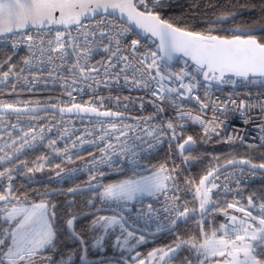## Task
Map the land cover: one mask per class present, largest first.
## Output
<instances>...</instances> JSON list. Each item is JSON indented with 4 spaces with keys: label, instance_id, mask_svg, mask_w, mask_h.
Masks as SVG:
<instances>
[{
    "label": "snow or ice",
    "instance_id": "1",
    "mask_svg": "<svg viewBox=\"0 0 264 264\" xmlns=\"http://www.w3.org/2000/svg\"><path fill=\"white\" fill-rule=\"evenodd\" d=\"M164 3L165 0H153L150 8L146 0H0V37H16L17 39L12 41V49H16L20 43L27 44L30 56L24 58V64L27 67L21 71L33 72L31 83H35L37 79L34 68L39 67L41 72L44 71L40 65L51 64L53 55H60L65 63L69 62L71 56H75V61L70 63L67 70L73 74L79 73V78L85 82L91 79L99 85L101 83V69H103V82L105 84L109 83L111 79L118 78L121 74L124 75V80L128 83V70L134 66L127 55H120L122 50L128 48L127 44H124L123 49L121 48L126 33L132 31L130 27H122L124 17H126L127 21L135 23L145 38L150 36L159 41L157 51H152L150 54L145 53L142 59L137 61L143 68H134L131 83L136 87L142 86L151 90L152 95L161 100L170 99L173 107L177 108V119L183 121L186 118H191L204 127L207 135L209 128L204 119L199 115L192 117L190 113H185L181 106L182 99L177 100L175 97L184 98L187 96L199 100V96L193 97L192 94L195 89L202 86L198 79L200 74L203 76V82L209 87L213 81L220 84L234 83L233 77H242L245 80L255 77L264 78V37L258 38L257 35L253 34L256 31L264 32V25H261L259 29L255 27L231 29L238 34L230 37L214 35L212 29L207 32L186 30L161 18L156 9ZM140 5L143 6V10H141ZM261 11L264 12V7L261 8ZM117 12L120 14V24L108 19L115 17ZM234 15H222L217 22H223L234 17ZM33 31L39 40L31 34ZM73 31H75V35H73ZM53 32L55 33L54 40L48 38L52 36ZM140 43V39L131 40L133 58L136 56ZM101 46L103 52L109 54L107 61L97 62L99 66H90V61L94 54L101 51ZM37 49H39V55H37ZM177 53L188 58L192 62V67L189 68L188 60H185V66L180 69L179 73L170 71L166 73L164 69L170 68L169 62ZM10 60L11 57L5 61L8 64V70L0 72V84L6 83L10 77L19 79L15 67L9 63ZM36 60L39 61L38 65H34ZM114 60L117 62L113 63ZM149 61L151 62L149 63ZM121 64L123 67H120ZM117 68H119V72L116 71ZM144 72H147V78L144 77ZM137 73L140 74V79L136 78ZM185 80L188 82L185 83ZM151 81H157L156 89L151 88ZM25 82L29 83L28 80ZM75 82L74 76L73 83ZM173 84H178V87L170 86ZM13 89H15V84H13ZM68 95L71 96L72 93L69 91ZM17 103L0 100V121L4 119L6 114L10 113L16 114L17 117L31 113L33 118H36L37 113L55 111L57 107L52 105L51 109H47L40 107L39 102L28 101L24 103H36L37 106L20 108ZM232 103L234 104L235 101ZM100 104L102 106V100ZM208 107L209 105L206 103L200 105L201 111ZM217 107L213 104L214 112ZM245 107L244 101H241V115L244 114L243 109ZM221 110L226 111V106ZM261 110L264 111V105L261 106ZM59 111L61 114L74 111L77 114H95L100 123L99 131L103 133L98 138L101 144L105 140H111V135L103 126L105 121L102 118L115 119L116 121L129 118L120 112L99 111L98 107L91 103L87 107L83 104L74 103L70 107H60ZM158 111L163 112L164 109L159 108ZM154 118L147 117L144 122L147 124ZM213 121H215V115ZM16 127V124L12 125L13 129ZM108 128L112 132L119 131L120 136L116 139L120 140L121 137H125L124 142L117 145L105 144L100 149L99 158H93L88 168L89 171L97 169L98 165L116 168L117 171H120L117 167V158H120L121 162L126 160L130 165L138 168L141 159L140 152L145 150L143 145L146 143L147 150L151 151L161 144L166 137L170 144L176 143V147L185 162L190 157L184 154L193 150L192 136H188L181 143V137L176 132L177 124L171 118L166 122L161 121L159 125L146 128L145 134L151 138V141H145L137 136L136 140L140 141L139 144L130 143L127 140V132L118 129L116 123H110ZM123 128L127 129L128 132L134 130L132 125H123ZM20 132L22 135H16L12 143L7 146L10 151L0 156V167L3 163L13 165V162L18 160V154L22 153L25 148H32L36 143H42L46 138L43 128L40 129L39 133L33 127H29L27 131L21 128ZM261 132L264 133V127L261 128ZM229 139L231 140V137ZM21 140H23L22 143H20ZM78 140L81 145L84 144L82 138H78ZM261 140L264 141V135L261 136ZM56 145L57 140H52L49 143V147L59 155L61 150ZM72 147H76L75 142ZM2 151L4 149H0V152ZM41 159L46 160V157ZM227 164L229 166L237 164L250 166V170L253 172L258 169L264 170V163L253 164L248 159L229 160ZM24 166L26 165L20 162L18 165L0 170V189L3 188L2 181L5 178L9 181L8 194L0 193V205H2L0 206V222L3 225L0 226V264H44L45 261L46 264H75L78 252L80 253L78 255L79 264H105L102 258L96 262L90 260L88 258L90 249L103 253L106 251L105 245L108 239L113 236L115 237L113 247L122 250L128 247L132 239H135L137 245L146 242L144 233L136 237L135 232L129 230L126 217V213L131 210L129 206L134 202H139L145 196H165L168 206L164 208V212L168 213L165 220L168 222L169 231L177 227L181 221L187 223L196 213L195 209L190 210L181 205L179 196L169 197L170 191H178V185L176 176L172 175L176 170L174 168L169 169L166 165H160L158 169L151 170V174L147 176H136L134 171L133 177L106 184H93L92 181L97 179V176L93 175L90 177L86 189L68 188L67 194L74 195L78 192L91 191L93 195L87 201L86 206L90 209H96V201L99 200L101 205L106 206V209L112 211L113 214L98 215L100 211L105 210L104 208L86 213V216H92L93 219L85 232V230L77 231L76 221L78 217L73 214L72 210H69L65 214L67 219L62 225L63 234L69 241L76 244L77 248L62 251L57 244L61 233L53 223L56 217V206L52 205V211L49 212L47 201L42 200L40 203L28 204L26 201H21L19 197L12 195L14 178L11 173L19 171L20 167ZM58 167L59 165H57ZM39 170L40 168H28L29 173ZM75 171L72 170V172ZM218 171L219 169L208 171L200 178L199 184L195 185V198L199 201L201 218L208 213L209 208L215 211L212 194L213 189H217L218 185L211 183V181L218 178L216 175ZM68 175L71 177V173ZM105 175L106 173L101 171L99 178L103 179ZM187 182L193 183V181ZM236 182L239 183L240 181L237 180ZM227 191L229 190L226 188ZM51 194L45 193L44 195ZM261 199L264 201V197ZM71 203L73 202L69 201V204ZM238 203H228L227 207L243 213L242 218L232 215L229 218V223L221 224L220 228L214 230L210 236L203 230V220H201L202 241H197L195 237L189 239L177 237L178 243L169 246L167 250L154 249L148 253V258L158 256L160 264H170L181 248L186 245L200 258V264H207L208 260L213 258H219L216 264H264V202L259 205L260 214L258 217L248 208L238 207ZM248 205L249 208L255 206L251 196L248 198ZM148 207L147 220L151 221L153 219L152 205L149 204ZM181 208H183L182 211ZM224 214L228 215L226 211ZM140 218L144 219L145 217L141 216ZM164 227L165 224L161 223L157 230L161 231ZM134 247L135 245H133ZM49 252L53 255H45ZM56 256H59V259H56ZM148 258L140 259L137 255L133 259L138 264H149ZM152 264H156V261L153 260ZM188 264H192V261L189 260Z\"/></svg>",
    "mask_w": 264,
    "mask_h": 264
},
{
    "label": "built area",
    "instance_id": "2",
    "mask_svg": "<svg viewBox=\"0 0 264 264\" xmlns=\"http://www.w3.org/2000/svg\"><path fill=\"white\" fill-rule=\"evenodd\" d=\"M166 1V0H165ZM149 7L151 8L153 0H146ZM141 10L143 6L140 5ZM110 21H115L120 24L121 21L109 17ZM122 27H130L125 23ZM131 28V27H130ZM132 29V28H131ZM35 39L39 40V37L35 35L33 31L31 33ZM73 31V35H75ZM55 33H52L51 38L54 40ZM17 39L16 37H0V52H5L8 54L0 64V72L8 70V64L5 61L11 57L10 64L15 67V72L18 74L19 79L16 77H10L6 83L0 84V100L17 103L18 107L32 108L36 107V103H24L28 101L39 102L40 107L56 105L57 107H70L72 104H83L84 106H89L91 103L98 107L99 111H115L123 113L128 119L123 121H116L115 119H104V128L111 135V140H105L103 144L99 143V136L103 135L99 131L100 123L96 119V116L92 115H62L53 111H42L36 114V118H33L31 113L21 115L17 117L16 114L10 113L6 114L4 119L0 121V149L4 151L0 152V156L5 155L6 152L10 151L7 147L15 139L16 135H22L20 129L23 128L27 131L29 127H33L37 133L40 129H44L45 139L42 143H36L32 148H25L22 153L18 154V160L31 152L36 150H42L50 156L56 159H62L67 161L62 169H58L54 174V182L57 185L64 184L65 182H70L83 176L95 175L101 171L111 170L107 166H97V169L89 171L88 168L93 160V158H99L101 155L100 149L107 143H112L113 145L122 144L125 137H121L120 140L116 138L120 136L119 131L112 132L108 128L110 123H116L118 129H122L127 132V140L139 144L140 141L136 140L139 136L145 141H151V138L146 136L145 129L150 128L152 125H159L161 121H167L169 118L173 119L174 123L177 124L176 132L179 135L187 127H196L201 131L205 132L204 127L198 123L194 122L191 118H186L181 121L177 119V108H174L171 100L165 98L161 100L159 97H154L152 91L145 89L142 86L136 87L131 83L132 73L134 68H143L142 65L137 63L138 60L142 59L143 54H150L152 51H157L155 49V43L150 38H142L132 29L131 32L126 33L121 48H124V44L128 45L126 50H122L120 55H127L129 61L134 66L128 70L129 82L126 83L124 80V75L121 74L118 78L111 79L109 83L105 84L103 82V69H101V83L97 85L93 80L89 79L84 81L79 78V73L73 74L67 69L70 63L74 62L76 57L71 56L68 63H65L61 59L60 55H53L52 63L47 64V66L40 65L44 68V71H40L39 67L34 68L35 75L37 79L35 83H31L33 79V72L21 71L27 66L24 64V58L30 56L28 47L26 43L18 44L16 49H12V41ZM140 39L141 43L138 45V50L135 58H133L131 52V40ZM106 42V41H105ZM47 43L45 41V47ZM37 55H39V49L36 50ZM70 51V50H69ZM108 55L103 52L102 46L101 51L98 54H94L91 65H97V62L104 61L108 59ZM13 56H19V60L14 59ZM46 60V58H45ZM117 61H113L116 63ZM151 61H149L150 63ZM170 63V68L164 69V71L179 73L180 69L185 66V63L181 62L179 64ZM39 61H34V65H38ZM123 67V64L120 65ZM119 72V68L116 69ZM76 82L73 83V79ZM144 77L147 78V72H144ZM137 79H140V74L137 73ZM201 81V85L198 89L193 91V97L199 96V100L188 98L185 96L181 98L176 96L175 99H182V108L185 113H190L192 117L201 116L205 124L208 125L209 132L214 130H221L223 133L222 141L229 145H249L264 147V141L261 140V136L264 133L261 132V128L264 127V111L261 110V106L264 105V87L262 88H250L243 87L237 88L229 86L228 83L220 84L215 81L212 82L211 87L203 82L202 77H198ZM28 80L29 83H26ZM188 81L185 80V83ZM13 84H15V89H13ZM167 84V82H166ZM173 87H178V84L170 85ZM151 88H157V81H151ZM72 95L69 96L68 92ZM206 92L208 95L206 96ZM103 101L101 106L100 101ZM232 101H235L233 104ZM244 101L246 107L243 109V115H241L242 110L240 109V102ZM201 103H206L209 107L201 111ZM213 104L218 106L214 112ZM226 106L227 110L222 111ZM163 108V112H159L158 109ZM215 115V121L213 117ZM155 117L149 123H145V118ZM213 122V123H209ZM16 124L15 129L12 125ZM123 125H132L133 131L128 132L127 129L123 128ZM182 126V127H181ZM51 129V131H49ZM171 135V133H169ZM62 137V138H61ZM231 137V140L229 139ZM78 138H82L84 144L81 145ZM52 140H57V145L61 150V153H57L49 147V143ZM23 140L20 141L22 143ZM76 143V147L73 148V143ZM169 141L167 137L159 144L155 149L148 151L147 144L143 145L144 151L140 152V166L135 168L130 165L126 160L120 161L117 158V167H122L132 172H138L145 169V164L147 159L162 149ZM67 149V151H64ZM118 151V149H117ZM71 157V159H69ZM17 160V161H18ZM17 161H14L15 164ZM165 165V164H163ZM11 165L8 163H3L0 170L7 168ZM72 170H76L72 172ZM59 173V175H58ZM71 173V177H69ZM217 175V179L211 181V183H216L218 185L217 189H213V208H209L208 213L214 214L218 211L219 201L218 196L223 195L234 198L238 205H246L248 203V198L253 197V203L255 208H259V205L264 202L262 197H264V173L260 171H251L250 169L242 166H236L229 168ZM240 182L237 183L236 181ZM171 187V186H170ZM226 188L229 190L226 192ZM195 192V190H194ZM8 194V191L5 195ZM93 193L91 194L92 197ZM179 196V203L183 206L189 208V199L182 198L178 191L169 192V197ZM19 197L21 201H34L32 197L27 196H16ZM15 202V201H14ZM171 201L169 200V203ZM149 204L152 205L151 214L153 219L151 221L147 220V214L149 212ZM2 206V205H0ZM97 207L102 206L100 201H96ZM168 206L166 204V198L164 195L159 197H150L147 200H140L139 202H134L129 206L131 209L126 213L128 222L140 228H145L152 231H157L158 225L161 223L165 224L164 228L169 227L168 222L165 218L168 213L164 212V208ZM181 211L183 208L180 209ZM144 216V219L140 217ZM157 216L159 217L157 219ZM59 259V257H58ZM77 260V259H76ZM76 263V261H75Z\"/></svg>",
    "mask_w": 264,
    "mask_h": 264
},
{
    "label": "trees",
    "instance_id": "3",
    "mask_svg": "<svg viewBox=\"0 0 264 264\" xmlns=\"http://www.w3.org/2000/svg\"><path fill=\"white\" fill-rule=\"evenodd\" d=\"M264 7V0H166L156 11L159 12L162 19L174 23L175 25L191 31L207 32L209 29L213 30L212 34L221 36H232L237 34L231 29L236 28H259L264 25V12L261 8ZM235 14L234 17L223 22H217L222 15ZM258 38L264 37V32L258 31L255 33ZM8 56L5 52H0V64L4 58ZM14 59L19 60V56H13ZM179 136L181 140L186 139L188 136L192 138L198 144V147L185 154L190 159L185 162L183 156L179 155L176 150V143H168L162 149L155 154L151 155L145 164V168H159L160 165L166 164L169 169H175L176 172L172 175L177 178L178 192L182 198L189 199L190 206L193 208H199V201L195 199L190 192L195 189V185L199 184L200 178L205 175L208 171L221 166L228 160L234 158H246L255 164L264 163V147L249 146V145H229L222 141L223 133L221 130H212L209 134L201 131L196 127L185 128ZM46 157L45 159H41ZM39 161V163H37ZM23 162L26 166L20 167L19 171H13L12 182V195L14 196H27L32 197L35 202L47 201L49 207L55 204V225L60 231V237L57 241L58 247L62 251L77 248V245L72 241H69L63 234L64 224L67 216L65 215L69 210H72L74 215L82 214L88 211L87 201L91 198L90 193H80L69 195L67 194L68 188H75L78 186L88 185L90 177L83 176L70 182L57 185L54 182V174L58 169H62V166L67 161L62 159H56L43 152L42 150H36L30 154L25 155L15 164L9 166L13 167ZM42 165V167H41ZM57 165L59 167L57 168ZM7 167V168H9ZM28 168H40L39 171L28 172ZM111 170L102 171L106 173L103 179L99 178V173L95 174L97 179L92 183H111L120 179H126L133 173L122 167H118ZM187 181H193L188 183ZM3 188L0 189V193H6L9 181L5 178L2 181ZM57 190L60 192L52 193ZM45 193H52L51 195H44ZM218 196L219 208L214 214H211L210 218L203 220V230L211 235V233L218 229L217 220L221 217L228 215L232 211L227 207L228 203L237 202L234 198L223 195ZM69 201L73 203L69 204ZM92 216L76 222L77 231L87 230L90 224ZM0 226L2 222H0ZM186 231V229L182 230ZM181 231V232H182ZM194 232L186 234L184 238L195 237L197 241H202L201 228L193 229ZM188 233V230L186 231ZM115 243V237L108 239L105 248L106 251L103 253L97 252L95 249H90L88 256L97 257L102 255L117 254L122 255L113 247ZM119 249V248H118ZM75 264H79L78 255ZM45 255H53L49 252ZM59 256L55 258L58 259Z\"/></svg>",
    "mask_w": 264,
    "mask_h": 264
},
{
    "label": "water",
    "instance_id": "4",
    "mask_svg": "<svg viewBox=\"0 0 264 264\" xmlns=\"http://www.w3.org/2000/svg\"><path fill=\"white\" fill-rule=\"evenodd\" d=\"M119 17H120V14H119V12H117L114 18L120 20ZM123 23H125V24L128 25V26H130V27H131V28H132L137 34H139L140 37L145 38V35L141 33V30H140L139 28L136 27V25H135L134 22H129V21H127V18L124 17ZM256 32H257V31H256ZM237 34H238V33H237ZM253 34H254V33H253ZM214 35H215V34H214ZM148 38H150V39H152V40L154 41V43H155V49L157 50V45L159 44L158 39H157V38H154V37H150V36H149ZM185 60H188L189 68H191V67H192V62H191L188 58L183 57V55H182V54H179V53L175 54V56H174V58H173V60H172L171 62L174 63V64H179V63H181V62L185 63ZM199 76L203 78L202 74H200ZM232 79H233L235 82H234V83L229 82V83H228L229 86H233V87H237V88H243V87L262 88V87H264V78L255 77V78H252V79H250V80H245V79L242 78V77H233ZM20 108H23V107H20ZM43 108L51 109L52 106H45V107H43ZM59 108H60V107H56V110L53 111V112H56V113L61 114L60 111H59ZM49 111H51V110H49ZM41 112H42V111H41ZM113 112H115V111H113ZM62 115H92V116H95V114H91V113H89V114H84V113H79V114H77L75 111L72 112V113H67V112H65V113H63ZM193 141H194V143H193V145H192V149L195 150V149L198 147V144L196 143V141H195L194 139H193ZM182 142H183V140L181 141V143H182ZM176 150H177V153H178L179 155H181L180 152H179V150H178L177 148H176ZM193 150H192V151H193ZM187 153H189V152H187ZM187 153H185V154H187ZM185 154H184V155H185ZM241 159H246V158H234V159H231V160L239 161V160H241ZM248 160H249V159H248ZM228 161H229V160H228ZM251 162H252V161H251ZM252 163H253V162H252ZM253 164H255V163H253ZM236 166H241V165L237 164V165H235V166H229V165L227 164V162H225L224 164H222L221 166H218V167L215 168V169H219V171L217 172V174H218V173H220V172H223V171H225V170H227V169H229V168L236 167ZM242 167H246V168L250 169V166H242ZM145 170H147V169H146V168H145V169H142V170L138 171L137 173H141V172H143V171H145ZM257 171H260V172L264 173V170H259V169H258ZM93 184H98V183H93ZM78 187H79V188H82V189H86V188L88 187V185H83V186H78ZM75 188H76V187H75ZM56 192H60V190H57V191L52 192V193H56ZM90 192H91V191H84V192H78V193H76V194H80V193H90ZM91 193H92V192H91ZM213 195H214V194H212V197H213ZM53 205H55V204H53ZM246 207H247L249 210H251L253 213L258 214V215L260 214L259 208H255V207H251V208H249L248 203H247V206H246ZM101 208H104L105 210L100 211L98 214H102V213H111V214H113L112 211L107 210L106 207H97V206H96V209H101ZM96 209H89L88 211H86V212H84V213H82V214L76 215V216L78 217L77 221L89 217V216H86L85 214L88 213V212H91V211H95ZM51 211H52V208H50V212H51ZM192 217H195V218H197V217H201V216H200V212H199V208L196 210L195 215H193ZM230 217H231V216H230ZM230 217H229V218H230ZM77 221H76V222H77ZM53 222L55 223V219L53 220ZM181 222H182V221H181ZM229 222H230V220L228 219V223H229ZM128 225H129V230H132V231H134V232H136V233H138V234L144 233V234H145L146 236H148V237H156V236H159V235H161V234H165V233L171 232V231L175 230V228H176V227L172 228L171 231H169V227L164 228V229L161 230V231H158V230H157V231H152V230H148V229H145V228L135 227V226L131 225L129 222H128ZM101 258L104 259V261H107V260H117V261H121V262H124V263H126V264H129L128 260H127L125 257H123V256H119V255H115V254L106 255V256H100V257H96V258H89V259L92 260V261H94V262H96V261H98V260L101 259ZM216 261H217V260H216ZM216 261H211V262H209L208 264H216ZM44 264H46V261L44 262Z\"/></svg>",
    "mask_w": 264,
    "mask_h": 264
},
{
    "label": "flooded vegetation",
    "instance_id": "5",
    "mask_svg": "<svg viewBox=\"0 0 264 264\" xmlns=\"http://www.w3.org/2000/svg\"><path fill=\"white\" fill-rule=\"evenodd\" d=\"M259 29V28H257ZM258 32V31H257ZM255 32V33H257ZM254 33V34H255ZM2 194H5L3 192H1ZM238 206H243L245 208L246 205H238ZM189 209H195L192 206L189 205ZM197 210V209H196ZM236 212V213H235ZM237 214L238 218H242L243 217V213L238 212V211H231L229 215L221 217L220 220H217V228L219 229L221 224H225L228 223V219L230 216ZM254 215H256L257 217L259 216L258 214L253 213ZM211 214L207 213L203 218L201 217H191L187 223H185L184 221L180 222L179 225L175 228V230L165 233V234H161L159 236L156 237H148L146 236V242L142 243V244H136L135 243V239L131 240V244L132 246L127 249V252H125L122 255L119 256H123L125 257L129 264H138L137 261H134V257H136L137 255H139L140 259H145L148 258V253L152 252L154 249H165L167 250V248L169 246H173L176 243H178V239L177 237H179L180 239H188V238H184V236L187 234H189L190 232H194L193 229H197V228H201V220H205L207 218H210ZM203 226V224H202ZM186 229V231L188 230V233H186V231H182ZM182 231V232H181ZM222 234V233H221ZM140 235V234H138ZM133 245H135V247L133 248ZM117 255V254H115ZM102 256H106V255H102ZM100 257V256H97ZM88 258H96V257H89ZM149 259V264H152V261L155 260L156 264H160L159 261V257H153V258H148ZM219 258H213V259H209L207 264L211 261H216ZM191 260L192 264H200V258L197 257L196 253L194 251L189 250V248L185 245L184 247L181 248V250L179 251V253L177 254L176 258L173 259L170 264H188V261ZM109 261V260H107ZM121 264H126L124 262L119 261ZM106 263V261H105Z\"/></svg>",
    "mask_w": 264,
    "mask_h": 264
},
{
    "label": "rangeland",
    "instance_id": "6",
    "mask_svg": "<svg viewBox=\"0 0 264 264\" xmlns=\"http://www.w3.org/2000/svg\"><path fill=\"white\" fill-rule=\"evenodd\" d=\"M166 165V164H165ZM166 167L167 168H169L167 165H166ZM154 169H158V168H152V169H148V170H145V171H143V172H141V173H137V172H135L136 173V176H147V175H150L151 174V170H154ZM134 173V172H133ZM133 173L131 174V176L130 177H133ZM129 178V177H128ZM194 190L195 189H193L191 192H190V195H192L193 197H195V192H194ZM150 197H148V196H145V197H143L141 200H147V199H149ZM196 199V198H195ZM41 201H39V202H35V201H29V202H27L28 204H31V203H40ZM239 207V206H238ZM232 211H235V209H232ZM49 212H50V207H49ZM236 213V212H235ZM103 214V213H102ZM102 214H98V215H102ZM104 215H111V213H104ZM235 216H237V214H234ZM55 224V223H54ZM220 228V227H219ZM117 231H119V230H117ZM139 235H137V237H138ZM132 246V244H131V241H130V244L128 245V247L127 248H125V249H118V248H115L117 251H119L120 253H125V252H127V249H129L130 247ZM105 264H121L119 261H117V260H109V261H106V263Z\"/></svg>",
    "mask_w": 264,
    "mask_h": 264
},
{
    "label": "crops",
    "instance_id": "7",
    "mask_svg": "<svg viewBox=\"0 0 264 264\" xmlns=\"http://www.w3.org/2000/svg\"><path fill=\"white\" fill-rule=\"evenodd\" d=\"M102 215H104V213H103ZM53 223H54V222H53ZM130 231H132V230H130ZM133 232H134V231H133ZM135 234H136V237H137L138 233L135 232Z\"/></svg>",
    "mask_w": 264,
    "mask_h": 264
}]
</instances>
